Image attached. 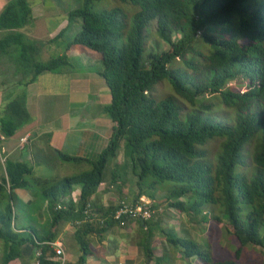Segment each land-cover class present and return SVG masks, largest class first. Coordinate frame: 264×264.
<instances>
[{"label": "trees", "instance_id": "trees-1", "mask_svg": "<svg viewBox=\"0 0 264 264\" xmlns=\"http://www.w3.org/2000/svg\"><path fill=\"white\" fill-rule=\"evenodd\" d=\"M75 1L78 6L67 12V19L71 24L79 18L80 30L65 42L62 55L46 61L34 60L44 42L19 31L31 19L29 1L8 0L0 10V57L9 56L17 70L28 66L32 74L5 104L0 134L11 137L31 121L25 87L39 74L67 66L68 54L77 50L100 57L97 74L110 97L103 106L111 120L109 139L93 159L53 148L62 161L89 165L60 178L35 176L27 162L4 159L0 264H58L49 259L55 252L48 242L66 222L74 225L80 253L75 262L65 264H87L93 252L87 237L101 235L116 221L111 217L116 206L100 210L96 221L84 220L83 211L120 149L122 163L116 166L137 178L139 192L154 197L144 189L170 181L168 205L189 216L207 213L217 222L225 218V232L238 241L237 255L249 244L264 248V0ZM164 80L172 92L157 98L155 87ZM216 138L222 141L212 159L207 144ZM253 139L248 163L246 148ZM116 166L112 176L117 175ZM33 186L52 214L50 232L43 236L33 228L29 236L21 234L14 226L15 191ZM75 186L80 187L78 202L57 208ZM169 240L203 264H246L216 260L210 247L173 233ZM26 250L29 257L24 256Z\"/></svg>", "mask_w": 264, "mask_h": 264}, {"label": "crops", "instance_id": "crops-1", "mask_svg": "<svg viewBox=\"0 0 264 264\" xmlns=\"http://www.w3.org/2000/svg\"><path fill=\"white\" fill-rule=\"evenodd\" d=\"M7 1L8 0H0V10L4 7ZM43 13H46L53 18L60 19V21L57 22L54 27L52 26L53 22L51 21V30L47 31V34L45 35L42 34V32L47 27L45 25V22L42 20L44 18ZM76 24H80L81 27V22H76ZM71 26L72 25L68 23L67 12L59 10L56 4L53 1H50L47 8L31 6V19L29 23L23 28L19 29V31L23 32L25 36L30 40H33L35 42H47V44H49L50 42L56 40L55 36L57 34H62V32H65ZM75 27L77 30V26ZM45 37L48 38V40H45ZM77 52V50H73L68 55L73 56L76 55ZM81 53L93 55L95 52L83 51ZM61 54L62 53H60V55ZM57 70L45 72L48 79H52V77H55L56 79V82L50 85L52 88H58L56 85H59L61 81H63V84L68 83L70 85L71 83H85L86 81H88V79H90V71L88 69L83 71L84 73L66 71L62 74L61 78H58L57 76L61 69H59L58 71ZM17 71L18 70L16 66L10 60L9 56L0 57V75L6 76L12 74L13 72L16 73ZM37 82L38 76L32 83H29L25 87L28 109L30 106V94L28 91L30 87ZM5 83V77L0 79V101H2V103L0 104V107H2L1 110H3L5 104L9 101V99L12 98L8 97L7 99V96L3 95L2 93V91L5 90ZM11 84L14 87L15 84L21 86L20 84L22 83L20 79H14L11 80ZM67 93H69V100L70 102L72 101V106H88L89 97L85 95L86 93L84 91L81 93L71 94L70 88H68ZM17 94L13 95V97ZM96 105L101 108V111H103L102 106L104 105L100 100H97ZM1 115L2 111L0 113V117ZM93 119L89 118L83 120H74L70 116L69 111L68 117L66 119H59L57 116L54 119H48L46 121L41 119L37 115L31 114V121L17 129L14 135H12L11 137L3 138V136L0 134L1 150L5 153L6 158H11L10 155L15 154L16 157L12 159L26 161L28 157H33L34 152L32 149L35 147V142L40 139H46L48 143L50 142L54 148H57L61 151H64V148H68V146L70 145L75 146V144H77V147H85L86 149L90 150V153L92 154V146L99 147L96 142L98 137H101L103 141L107 143L111 130V124H108L107 126L105 121L103 120L102 124L104 125L102 127H99L96 120ZM17 134H19L18 138L16 137ZM22 137L27 138L25 141H21L20 139ZM22 149L24 150L22 151ZM96 152H98L97 154H99L101 152V149ZM41 153L44 152H41V149L38 146L36 148V155H40ZM90 153L85 152V154ZM2 174L3 171L2 173H0V177L2 176ZM20 190L24 189H17L15 192ZM142 192H139L136 181L134 187L131 186V183L128 182V180L122 181L120 178H118L117 175H111L110 177L105 178V180L98 185L96 191L90 197L94 212V216H92L93 219H98V214H101L99 213L100 210L104 211L108 206L116 205V203L121 200L129 202H131L132 200L136 201L137 197L149 199L152 203L151 208L152 210H154V213L148 220L126 217L122 221H114L110 225V227H108L101 235H88L87 240L89 241L93 252L87 257L86 263L203 264L198 260L196 256H186L183 253V250L172 243L169 238H171V233H173L178 237L192 239L201 246L210 247L209 235L211 227L210 222L207 221L205 217H208V219L211 220V216L207 213L199 215L198 217L189 216L184 212L172 208L170 205H168V202L165 199L161 202H156L154 197H149L145 195L144 192ZM67 195L70 197V202L77 203L80 195V187L75 186ZM20 196L31 197V195H29L26 190L22 191V194ZM40 215L43 218V214ZM219 223L223 224V221ZM73 235L74 230L71 227L69 233H67L66 231H61L58 234V237L55 239L56 241L59 240L62 243L65 255L68 251H70L69 247L73 243V241H75ZM25 249L29 248L26 246ZM29 253L30 251L26 250L24 256L29 257ZM79 253L80 252L75 255L72 261L67 262H75L79 256Z\"/></svg>", "mask_w": 264, "mask_h": 264}, {"label": "rangeland", "instance_id": "rangeland-1", "mask_svg": "<svg viewBox=\"0 0 264 264\" xmlns=\"http://www.w3.org/2000/svg\"><path fill=\"white\" fill-rule=\"evenodd\" d=\"M28 1L31 6L33 7L35 6L39 8H47L50 1H53L59 10L66 12L78 6L75 0H28ZM43 14H44V18L42 20L45 22V25L47 27L42 32V34L45 35L47 34V31L51 30V26H50L51 21L53 22L52 26L54 27V25H56V23L59 22L60 19L53 18L50 15H47L46 13ZM76 22L80 23V19L73 18V20L71 21L72 26L68 28L65 32H63L61 36L57 38L55 41H52L49 44H47V42H44V45L40 46L38 52H36V55H34V60L46 61L50 57L60 55V53L63 54L65 42L71 40L74 37V35L80 30V24H76ZM75 26H77V30ZM152 30H154V27H152ZM44 39L48 40V38L46 37ZM160 45H162L163 48L167 47L162 43H160ZM77 54L73 56L68 55L69 57L68 59L70 63L61 69V71L57 75L58 78H61L62 74L66 71L84 73L83 71L88 69L90 71V79H88V81H86L85 83H80V84L71 83L70 85L68 83L63 84L62 83L63 81H61L59 85H56L58 88L55 87L52 88L50 85L56 82L55 77H52V79L50 78L48 79L45 72L39 74L38 82L36 84H33L28 91L30 94V99H29L30 113L37 115L41 119L46 121L48 119L49 120L54 119L57 116L59 119L60 118L66 119L68 117V111H69L70 116L74 120L95 118L93 120H96L99 127H102L104 125L102 124L103 120L108 126V124H111L110 118L108 117L107 113L101 111V108H99L96 105L97 100H100L103 105H107L110 99L109 91L104 83V80L102 79L101 76L97 74V70L102 67L100 57L96 52L93 55H88L86 53H81L78 51ZM29 69L30 68L28 66L23 65V67L20 68L16 73L13 72L12 74L6 76L0 75V79L5 77L6 80V83L4 84L5 90H3L2 93L3 95L7 96V99L8 97L11 98L13 97V95L20 93V91L23 89L22 85L18 86L17 84H15V86L13 87L11 84V80L20 79L22 82H25L32 75ZM0 88H1V84H0ZM68 88H70L71 94L81 93L84 91L86 93L85 95L89 97L88 106H83V107L72 106V101L70 102L69 100L70 99L69 93H67ZM171 92L172 90L170 84L166 80H164L156 85L153 94L157 98H160ZM1 103L2 101H0V104ZM1 109L2 107H0V113L2 111ZM223 112H224L223 108H220L218 110L219 114H223ZM18 135L19 134L16 135L17 138ZM221 141L222 139L216 138L207 144L212 159L216 156L217 152L219 151ZM96 142L99 145V147L92 146V154L90 153V150L86 149L85 147H81V146L77 147L78 146L77 144H75V146L70 145L68 146V148H64L63 152L68 153L70 155H77V156L88 157L93 159L98 155L97 154L98 152L96 151H99L100 149L102 150L104 146H106L107 144L106 142L103 141L101 137H98ZM255 143L256 140L253 139L247 145L246 156L248 163H250V157L253 152ZM38 146L40 147L41 152L44 153H41L40 155H36V148ZM53 148L54 147L51 145V143L50 142L48 143L46 139H40L35 142V147L32 149L34 152L33 157H28V159L25 161L32 166L33 175L52 179V178H60V177L74 175L89 169V165L86 164L85 162L75 163V162H66L60 160L59 157L54 154ZM24 149H22V151ZM85 152L86 153L89 152L90 154H85ZM119 153L120 154L118 155V158H112L108 161L106 168L104 170L105 178L111 176L112 169L113 167L115 168L114 165L122 163L120 162L122 161L123 158L122 149H120ZM10 157L14 158L16 156L15 154H11ZM5 158L6 155L4 152H2L0 146V173H2L3 171V163ZM116 168L118 171L115 173H117L118 178H120L122 181L128 180V182L131 183V186L135 187V181L137 180V178L133 176L130 171L128 172V170L126 174V169L124 167L116 166ZM249 168L251 169L252 166L250 165ZM129 170L131 169L129 168ZM172 185H173L172 182L165 181L158 184L155 188L147 187L144 190L149 194H153L156 202H161L165 199V196L172 187ZM22 191L25 190H20L15 192V199L13 200L14 212L16 214V217L14 219L15 230L20 231L22 232L21 234H25L28 236L30 235V231H31L30 228L35 229L36 233L39 236L48 234L50 232L52 214L47 205V200L44 198V196L40 192V189L37 186H33L29 191H27L28 194L31 195V197H24V196L21 197L20 195L22 194ZM7 200H8L7 193L6 191H4L2 201L5 202ZM40 214H43V218L41 217ZM205 218L207 219V221L210 222L211 228L209 235V243H210L212 255L215 259L235 260L238 261L239 263H246V264H264L263 247L249 244L244 246L243 250L237 255L236 248L238 246V241L236 240V238L230 236L228 233H225L223 224H220L219 222L213 219L209 220L208 217ZM223 219L225 220V218ZM71 227L73 228V230L75 229L73 224H71L70 222H66L60 227L59 233L61 231L62 232L66 231L67 233H69ZM0 249H2L1 240H0ZM69 249L70 251H68L65 255L66 261H72L74 259L75 255H77L79 252V246L77 243H75V241H73Z\"/></svg>", "mask_w": 264, "mask_h": 264}, {"label": "built area", "instance_id": "built-area-1", "mask_svg": "<svg viewBox=\"0 0 264 264\" xmlns=\"http://www.w3.org/2000/svg\"><path fill=\"white\" fill-rule=\"evenodd\" d=\"M27 137H22L20 140L25 141ZM79 200V198H78ZM70 202V197L68 195L61 198L60 202L57 204V208H62L64 205ZM115 210L112 214V218L116 221H121L123 217H133L140 218L142 220H148L152 217L154 210H152V203L149 199H145L140 197L135 203L121 200L116 203ZM84 220L92 221L97 220V218L93 219L94 216L93 206L91 201L88 202L84 208ZM99 218V217H98ZM100 220H102L100 218ZM53 251L54 255L49 257L50 260L57 262L58 264H65L66 258L63 250L62 243L59 240H54L52 242H48ZM38 255V253H36ZM33 264H39L38 260H36Z\"/></svg>", "mask_w": 264, "mask_h": 264}]
</instances>
